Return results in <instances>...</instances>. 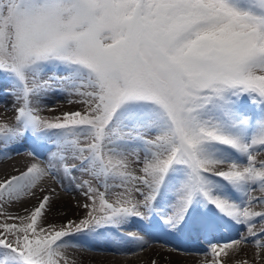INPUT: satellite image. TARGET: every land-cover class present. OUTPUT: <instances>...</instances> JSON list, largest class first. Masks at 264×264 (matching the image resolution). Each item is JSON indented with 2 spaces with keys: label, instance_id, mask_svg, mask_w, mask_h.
<instances>
[{
  "label": "snow or ice",
  "instance_id": "1",
  "mask_svg": "<svg viewBox=\"0 0 264 264\" xmlns=\"http://www.w3.org/2000/svg\"><path fill=\"white\" fill-rule=\"evenodd\" d=\"M53 94L82 107L41 115ZM5 96L15 117L0 122V144L31 139L49 156L0 180V208L74 173L89 177L74 187L90 203L59 228L46 223L50 195L27 215L0 213V264H69L74 238L115 230L122 241L133 218L158 215L172 232L210 233L227 218L257 235L264 0H0ZM246 240L212 245L216 264Z\"/></svg>",
  "mask_w": 264,
  "mask_h": 264
},
{
  "label": "bare ground",
  "instance_id": "2",
  "mask_svg": "<svg viewBox=\"0 0 264 264\" xmlns=\"http://www.w3.org/2000/svg\"><path fill=\"white\" fill-rule=\"evenodd\" d=\"M66 100V97L51 95L42 105L45 110L40 114L57 116L82 107L69 105ZM48 108H54L55 111L49 112ZM14 116L13 98L3 97L0 100V122H8ZM33 150H35L34 146L27 142L17 143L10 148L0 146V180L17 174V170L22 171L33 162L42 165L47 163L48 158L44 157L40 151L35 150V156L29 155V152ZM47 151L49 152V149ZM257 159H264V151L258 154ZM74 185L75 183L70 184L68 179H64L61 186L56 179L46 178L33 190L34 195L24 197L25 199L19 201L13 210L22 216L27 215L25 209L30 211L38 205L44 195H50L53 199V207L47 214L46 223L60 226L69 220L78 221L84 217L86 208L83 207L85 203L80 198L82 191L76 190ZM68 187H72V191H66L65 188ZM41 188L44 191H40ZM51 189H55V192ZM252 195L264 198V192L260 190L253 191ZM253 211L264 212V204L254 205ZM161 220L158 216L151 220L133 218L119 232V235L124 237L122 241L117 239L115 230L98 236L83 234L74 238L73 246L64 249V252L69 264H152L153 261L155 264H215V254L211 251L212 245H223L246 237V242L237 246L238 251L226 249L228 255H221L219 260L223 262L226 257L230 264H264V247H257L256 244L259 240L260 244L264 245V219L257 217L253 222L252 231L257 233L256 236L249 234L247 226L222 218L221 226L210 233L197 234L182 231L183 240L174 237L176 232L170 231L169 235L163 233L165 228ZM144 221L150 225L147 227ZM154 224H157L158 228ZM159 227L162 230H159ZM129 233L140 239L130 237ZM116 242H119L120 246H117ZM127 253L132 254L133 257L124 258V254Z\"/></svg>",
  "mask_w": 264,
  "mask_h": 264
},
{
  "label": "rangeland",
  "instance_id": "3",
  "mask_svg": "<svg viewBox=\"0 0 264 264\" xmlns=\"http://www.w3.org/2000/svg\"><path fill=\"white\" fill-rule=\"evenodd\" d=\"M74 175L76 176V180L74 181V183H78V182H80V180H82V179H89V177H87V176H81L79 173H74ZM93 182H95V181H93ZM101 190H103L102 188H101ZM82 191V190H81ZM115 191H120L119 189H116ZM80 198H81V200H83L84 201V203L86 204V203H90V201H88L87 200V198L82 194V192H81V194H80ZM23 199H25V198H22L21 200H23ZM109 199L111 200V199H114V197H109ZM20 200V201H21ZM17 203H19V202H14L12 205H5L3 208H0V213H5V214H7V215H12V216H16V215H21L20 213H18V212H16V211H14L13 210V207L14 206H16V204ZM87 211H88V209H86V211H85V215H86V213H87ZM84 215V216H85ZM22 216V215H21ZM4 219H5V216L4 215H0V222H3L4 221ZM7 222H9V223H11V222H13L12 220H8ZM66 222H64V223H62L60 226H62L63 224H65ZM60 226H57V228H59ZM124 258H126V259H130V258H132L133 256H132V254H127V255H125V256H123ZM214 258L216 259V257L214 256ZM215 264H216V262H215ZM222 264H230L228 261H227V259H226V257L224 258V260H223V262H222Z\"/></svg>",
  "mask_w": 264,
  "mask_h": 264
}]
</instances>
